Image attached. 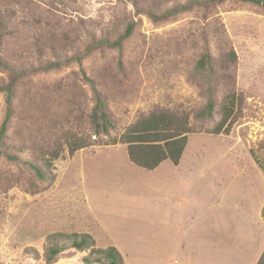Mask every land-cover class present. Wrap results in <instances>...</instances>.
<instances>
[{
	"label": "rangeland",
	"instance_id": "obj_1",
	"mask_svg": "<svg viewBox=\"0 0 264 264\" xmlns=\"http://www.w3.org/2000/svg\"><path fill=\"white\" fill-rule=\"evenodd\" d=\"M188 1L0 0V61L28 72L17 82L13 119L0 141V264H85L89 251L73 248L45 262L46 238L56 232L90 234L98 248L115 246L124 264L258 263L264 8L225 0L168 20L147 13ZM130 23L121 49L101 48L81 62L36 71L82 53L94 34L116 39ZM231 48L236 64L225 69ZM206 52L220 77L217 112L228 92L242 99L229 133L209 132L219 113L194 117L207 102L197 69ZM11 75L0 65V81ZM93 87L115 120L112 137L154 109L189 114L193 132L180 164L165 160L147 170L130 161L125 144L98 143L74 154L66 148L50 167L54 180L41 181L31 167L42 164L41 146L52 147L64 133L91 132ZM5 114L0 93V127Z\"/></svg>",
	"mask_w": 264,
	"mask_h": 264
},
{
	"label": "trees",
	"instance_id": "obj_2",
	"mask_svg": "<svg viewBox=\"0 0 264 264\" xmlns=\"http://www.w3.org/2000/svg\"><path fill=\"white\" fill-rule=\"evenodd\" d=\"M225 0H189L187 3H177L172 8L161 9L159 5L148 8L147 13L154 21L168 20L180 13L190 11L195 7L208 9L213 5L223 3ZM244 3H251L264 8V0H239ZM3 23L0 22V28ZM134 24L130 23L125 32L112 39L109 35L96 37L94 34L90 44L82 53H76L64 61L48 62L37 68L36 71H46L52 68H59L63 63L72 61L81 62L95 50L111 47L121 49L123 43L133 32ZM237 56L231 48L224 56L223 61L227 63L225 69L234 67ZM0 65L8 73L10 78L0 81V93L6 96V114L0 127V141L7 134L8 128L13 119V100L17 82L28 75L25 69H19L15 65L5 61H0ZM209 67L210 71H207ZM198 74L200 77L199 85L204 91L207 102L203 108L194 112V117L200 121L212 120L216 113H219V120L210 133L220 134L229 133L235 119L238 116L241 97L234 90L228 92L218 107V84L219 76L214 64V57L206 52L198 62ZM95 105L90 116L91 132L86 135L75 133H64L56 137V143L50 147L41 146L39 150L41 165L31 164L36 175L44 182L54 180L50 167L53 162L61 157L63 152L68 149L70 154H74L79 149L95 144H117L123 143L127 147L130 161L135 165L147 170H154L165 160H170L173 164L179 165L189 141V134L193 132L189 114L177 113L175 111L154 109L141 115L136 121L131 123L120 136H111V132L116 130L115 120L109 111V106L105 96L93 87ZM26 123L23 122L22 125ZM22 130L25 128L21 127ZM105 136V137H104ZM15 156L11 155V158ZM264 218V207L262 209ZM45 250V262L51 263L56 257L68 249L88 250L89 254L84 258L85 264L102 263L105 264H124L122 254L115 246L105 249L96 247L95 239L87 233H62L56 232L47 236ZM30 256L38 260L39 252L31 247L25 249ZM257 264H264V251Z\"/></svg>",
	"mask_w": 264,
	"mask_h": 264
}]
</instances>
